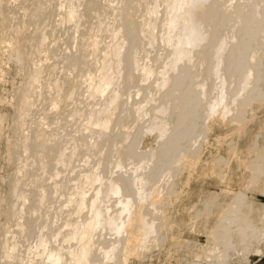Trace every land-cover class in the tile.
Masks as SVG:
<instances>
[{"label": "bare ground", "instance_id": "bare-ground-1", "mask_svg": "<svg viewBox=\"0 0 264 264\" xmlns=\"http://www.w3.org/2000/svg\"><path fill=\"white\" fill-rule=\"evenodd\" d=\"M4 10L15 20L0 56V264H126L166 240L184 249L163 264L264 257V203L247 197L264 196L260 132L245 176L198 195L186 223L169 210L210 131L241 136L264 107V0H0ZM98 10L106 21L86 25ZM214 156L223 179L234 156ZM215 207L214 224L196 227Z\"/></svg>", "mask_w": 264, "mask_h": 264}, {"label": "rangeland", "instance_id": "rangeland-1", "mask_svg": "<svg viewBox=\"0 0 264 264\" xmlns=\"http://www.w3.org/2000/svg\"><path fill=\"white\" fill-rule=\"evenodd\" d=\"M52 8L53 7L50 6L48 9H52ZM3 13H4L3 14L4 16L2 15L3 17L0 19L1 20L0 21V28H1L0 29V48H1L0 49V56L1 57H4L6 55L5 49L3 48L2 45L5 42L4 39H6L7 36H8V34H9L8 33V29L11 27V24H13L14 23V20H15L13 18V16H12V18H13V22H12V20L10 18L12 14L11 15L10 14H7V11H5ZM107 15H108L107 12H104V10H102V11L101 10H98L96 13H93L87 19L88 22H87L86 25H94L95 22L97 21V17L98 16L100 18H103L105 20V18L108 17ZM15 16H16V14H15ZM57 17L58 16H55L54 19H58ZM8 18H9V20H8ZM7 20L11 24L8 23ZM107 21H109V20H107ZM7 23L9 24V26H7L8 25ZM72 26H73L72 24H70L68 26L69 27L68 32H70V33H72ZM48 29H49V27H48ZM11 61H9V64L8 65H5L6 66L5 69L7 71V73H6V77L7 78L6 79H7V81L9 80L8 83H5V88L7 90H11L10 87L12 88V86H10L11 84L9 82L12 83V82L17 81V79H19L18 78L19 75H17L16 69H15L16 65H14V63L12 64L13 61L12 62ZM2 63H3V61H2ZM1 68H3L2 65H0V84H1V76L3 75L2 74L3 73V71H2L3 69H1ZM12 77H15V78H12ZM32 115L34 116V114H32ZM259 127H260V130H259ZM246 130H247V132H246ZM228 131L229 130H227V133L225 134L226 129L224 130V129L220 128V127L212 130V132L210 131L208 137L206 138V140L204 142L205 144H203L204 148L202 150V154H201V157H200L201 160H202L200 166L196 167L195 172L191 176H189L190 179L187 181L186 184H183L184 182H182V181H184L185 173H184V176L181 177L182 181L180 182V188L183 187L181 190H183L184 192L182 191V195L180 197L181 199L179 198L177 200H174L173 203H171L172 207L171 206L169 207V210H171V208L173 209V206H174L175 210L177 208L176 211H178V213L176 215V218L181 223H186L187 216H186V214L184 212L186 211V209L189 208V206H192V204H195V202H197L199 200V197L200 196L205 195L209 191L219 192L220 189H225L224 188L225 187V180L227 182H231V183L235 182L236 183V181L239 180V178H241L242 176H245L246 171H245V167H244V164H245L244 162H245V160H247V155L248 156L250 155V153L248 152V148L251 145L252 140H254V136L253 135H256V134H258V132H260L258 134L257 138H256V141L259 144L263 143L262 141H264V107L259 108L258 111L255 112V114L253 116H251V115H248L247 116L246 123L244 124L243 133L241 131V136L239 134L240 131L238 133H236L237 135L236 134L232 135L233 133L232 132L229 133ZM227 134H228V137L224 136V135H227ZM250 135H252V136H250ZM220 136H223V137H220ZM239 137H240V139H239ZM229 140H230V144H232V145L234 144L233 142H235V144H234L235 145L234 153H232V154H235V155H232V156L227 153L226 148H228V145L225 146L226 143L229 144V142H228ZM218 141H219V143H216ZM3 146H4V139H0V154H1V151L3 150L2 149ZM244 151H245V154H244ZM214 154H215V156H217V155H223V156H228V157H233L234 156L233 158H230L231 160L229 159V162L230 163H228V165L226 166L227 171L225 169V166H224V168L222 167L223 172H224L223 174L225 175L223 177V179H217V177H216L217 174L214 175L213 172H212L213 170L211 171V169L209 168L210 165H209L208 162H210V159L214 156ZM241 163L243 164L242 165L243 168L241 166ZM201 168H203V170ZM208 169H210V170H208ZM241 171H243V172H241ZM228 176H229V178H228ZM228 180H230V181H228ZM218 181L219 182L221 181L222 183L218 184L219 183ZM227 192H229V191H227ZM198 195H199V197H198ZM247 197L250 198V199H252L253 201H258V202L264 203V196L261 195L260 192H257L256 189L255 190L247 191ZM175 203H177V204H175ZM219 209H220V207H215V212H213V214L210 217H208V219H207V223H206L207 225L206 224H203L204 223V218L203 219L200 218V219H198L195 222V224H196L195 226L200 228V226L205 227V226H209V225L211 226L212 224H214L213 222L215 221V218L217 217L216 215H218L217 210H219ZM214 213H215V215H214ZM183 214H185V215H183ZM199 220L201 221V223L203 225L200 223ZM199 223H200V225H199ZM197 225H199V226H197ZM202 227L200 229H202ZM200 234L201 233H199L198 235H200ZM167 235H168V233H167ZM201 235H203V234H201ZM170 236L171 237L173 236V232H170ZM198 240H199L200 243L201 242H204V240H205L204 239V236H198ZM166 247H168L167 250H166ZM182 248H180V250L175 249V248H172L171 247V242L169 243V240H166V242H164V244H163V248H161V250H159L160 251L158 253L159 256L155 254V255H153L154 257L153 256L152 257H148L144 261H141V260H143L142 258L141 259L138 258V260H137V258L132 257L133 259L130 258L127 261L126 264H161V263L163 264L164 257L166 256V253H168V251H169L170 254H176L177 252H178L177 254H179V252H181L184 249V248L183 249ZM184 253H187L186 250L184 251ZM249 264H264V257L257 258L254 261L252 260V262H250Z\"/></svg>", "mask_w": 264, "mask_h": 264}]
</instances>
